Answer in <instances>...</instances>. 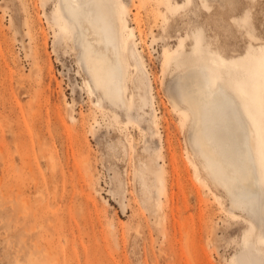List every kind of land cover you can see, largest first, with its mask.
<instances>
[{"label":"rangeland","instance_id":"374dc122","mask_svg":"<svg viewBox=\"0 0 264 264\" xmlns=\"http://www.w3.org/2000/svg\"><path fill=\"white\" fill-rule=\"evenodd\" d=\"M114 1L123 12L126 57L137 50L146 66L138 77L131 57L127 99L133 86H140L153 110L91 107L72 38L60 36L62 22L54 16L57 2L0 0V264H166L169 246L162 234L166 226L171 234L173 220L172 239L179 243L177 252H185V264H234L244 251V240L249 238L251 247L257 231L243 212L230 209L226 198L219 205L216 196L222 192L208 183L190 157L187 114L168 97L163 63L197 48L236 65L239 72L231 69L232 80L257 125L264 161V0ZM28 29L35 33L32 39ZM41 30L49 39L45 48ZM34 41L43 48L40 89L32 68ZM41 92L48 105L37 109L32 96ZM57 113L79 143L74 145L75 160L70 158L64 168L66 177L57 173L54 191L44 153L54 152L57 162L62 158L59 138L64 128L53 120ZM48 123L56 124V130ZM26 124L36 127L34 141L26 135ZM10 129L23 134L36 155L33 178L20 169ZM6 160H14L16 167L3 170ZM22 197L36 222L23 223Z\"/></svg>","mask_w":264,"mask_h":264},{"label":"bare ground","instance_id":"6f19581e","mask_svg":"<svg viewBox=\"0 0 264 264\" xmlns=\"http://www.w3.org/2000/svg\"><path fill=\"white\" fill-rule=\"evenodd\" d=\"M48 1L57 2V6L54 9V16L60 18L62 22V25L59 27L60 36L66 38V35L69 34L72 38L71 48L76 54L78 64L86 76V89L92 100L91 107H112L118 110L136 107L137 111L140 112H144L146 108L153 110V102L148 101L142 96L140 93L142 87L140 86L134 85L131 100L127 99V87L128 81L130 80L128 64L131 57H133L137 65L136 74L145 70L146 66L137 50L131 52V57H126L128 42L124 39L122 34L124 17L123 12L116 2L114 0ZM135 24L138 26L139 34H141L140 20L138 18H135ZM40 33L43 41L42 44L45 48L48 45L49 39L44 30H41ZM28 35L29 39H32L35 33L31 34L30 31ZM33 43L34 63L32 68L37 71L36 82L37 87L40 89L43 71L40 65L42 53L40 51L43 48H40L41 45L39 46L37 41ZM141 43L144 45V42ZM163 66V74L169 76L167 86L168 97L176 109L187 114L186 126L190 145V157L198 162L208 183L217 191L222 192L220 196H216L219 205L222 206V199L224 200V198H226L229 202L230 209L243 212L249 219L251 226L257 231L256 241H254L251 247L249 238L244 240V251L241 256L233 259L234 264H264L263 143L260 139L257 125L244 105L246 100L233 83L231 69L235 70V72H239L238 69H236V65H228L223 59L215 55L212 56L202 53L196 48L189 56L177 54L174 57L166 58ZM50 70L49 68V71ZM247 72L251 71L248 70ZM51 76L50 74V77ZM49 86L48 84V87ZM32 97L37 102V109L43 104L48 105V99L42 96V92ZM65 104L68 105L67 102H65ZM30 115L33 116L31 113ZM68 118H70V122H75L74 117L71 116ZM53 120L59 122L61 126H63L62 128H64V135L62 134L64 137L59 138L61 142L60 147H62V151H60L62 153L61 160L58 158L59 162H57L54 152L52 153V151L44 153V155L47 156L48 167L51 171L50 176L54 177L53 180L49 182H51L52 189L55 191L58 186L57 173H59L62 178L66 177L67 173L65 174L66 170H64V168H67L69 165L70 158L75 160L76 154L74 145L79 143V139L77 134L76 136L72 135L73 133L71 134L72 129L70 131V128L60 117V114L57 113ZM7 126L9 128V124ZM49 126L48 123V127ZM56 126L57 125L54 124L52 128L56 130ZM26 128V135L30 137V141H34L32 139L34 135L32 130L36 127L33 128L26 124ZM154 128L155 130L158 129L157 121L154 122ZM9 132L15 142L14 149L18 155L17 159L20 162V169L28 172L33 178L36 172L33 160L36 159V155L33 153L31 147L21 138L23 134L20 137L13 129H10ZM41 134L43 136L42 132ZM36 135L37 134H35V136ZM36 141L38 145H41L38 136ZM41 148L39 149L42 152L43 150ZM39 149L37 148L36 150L38 151ZM2 154L3 152L0 150V156H2ZM3 156L2 158H4ZM2 158L0 157L1 161L4 160ZM62 162L63 164L59 166ZM3 165V170L6 171L16 167L14 160H6L4 164L2 163V166ZM32 178H30V181ZM33 181L36 182V180ZM34 182L33 184H35ZM15 188L17 189V187ZM36 192V195H38L37 197H39L40 193H38L37 190ZM12 194H14V192ZM19 194L22 195L23 192H19ZM33 199H35V197ZM44 199L45 198H43V200ZM19 208H21L22 218L24 219L23 223H25L27 219L31 220V222H36L35 220L37 218L35 214H27L28 210L26 209H30V205L28 200L24 197L20 200ZM35 211L38 213V210ZM175 223L176 221L173 220L171 234L168 226L164 228L162 234L169 246V253L165 252V254L167 253V257H169L170 260L166 264H185L182 261L183 258L186 257L185 252L181 251V253H178L176 244L179 243L176 238L172 239V235L174 236L175 233ZM40 225L41 224L38 226L42 229ZM48 225H50V223ZM33 229L35 230V226ZM31 230L32 229H30V232ZM38 241L36 242L38 243ZM53 246L54 245L51 247ZM163 256L165 257L164 254ZM188 257L191 258V255H188ZM17 262L18 261H16V264H19ZM32 264H34V262Z\"/></svg>","mask_w":264,"mask_h":264}]
</instances>
